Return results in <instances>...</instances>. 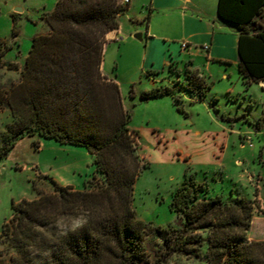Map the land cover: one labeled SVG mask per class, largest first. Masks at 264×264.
<instances>
[{
  "label": "trees",
  "instance_id": "trees-1",
  "mask_svg": "<svg viewBox=\"0 0 264 264\" xmlns=\"http://www.w3.org/2000/svg\"><path fill=\"white\" fill-rule=\"evenodd\" d=\"M126 9L119 0H57L43 15L48 32L32 38L19 81L6 94L11 124L0 158L20 138L53 139L93 155L94 173L83 191L50 180L52 193L13 204L0 230V243L12 255L0 254V264H264V242L247 240L255 202L238 190L213 196L208 182L188 170L169 203L180 228L137 219L133 187L146 164L136 152L138 133L128 127L119 86L101 73L105 36L118 28ZM263 9L264 0L217 2L219 19L238 33L245 87L264 82ZM17 33L13 20L12 35ZM6 66L17 70L13 63ZM184 71L183 91L203 101L209 86ZM169 95L170 90L151 89L139 98ZM77 212L84 217L79 226L42 241L40 229Z\"/></svg>",
  "mask_w": 264,
  "mask_h": 264
},
{
  "label": "rangeland",
  "instance_id": "rangeland-1",
  "mask_svg": "<svg viewBox=\"0 0 264 264\" xmlns=\"http://www.w3.org/2000/svg\"><path fill=\"white\" fill-rule=\"evenodd\" d=\"M56 1L0 0V145L9 134L7 128L11 124L6 94L19 81L32 38L48 32L43 15L54 9ZM152 1L130 0L119 23L124 27L122 42H129V45L118 52L116 43L108 44L102 57L104 74L119 85L123 109L129 112L128 127L138 133L136 152L141 164H146L133 187L132 206L137 219L152 227L180 228L181 221L170 211L169 203L171 193L181 184L186 170L198 181L205 180L206 175L213 196L224 198L230 190H238L247 200L253 197V217L264 215V127L260 130L261 135L245 136V139H251L252 146L246 142L241 149L238 139L235 145L231 140L226 152L227 172L222 179L212 168L210 171L213 172L204 174V167L195 162L187 164L191 156L212 151V133L218 126L240 130L253 129L258 123H264V87L255 84L245 87L237 75L240 95L227 96L222 82L212 84L208 81L207 96L199 102L182 89L185 71L178 78V71L165 67L154 77L158 87L152 88L150 78L142 69L144 39L138 40L134 35L145 32L147 17L154 29H159L157 26L163 20H168L169 27L177 28L174 13L167 11L168 19H161L163 12L151 9ZM13 20L18 31L15 37L12 35ZM172 44L179 47L177 42ZM6 63L15 64L17 70H9ZM151 89H167L171 95L141 101L140 94ZM67 148L53 139L23 137L0 158V230L11 217L13 204L31 200L37 194L52 193L50 180L59 187L84 190L86 181L94 173V158L82 148L83 155H72L65 151ZM260 150H263L262 157ZM234 158L243 163L242 168L238 165L235 168ZM240 172L246 175L249 185L243 183L242 187L237 185L233 189L232 180L227 177L237 176L238 181ZM252 172L259 173L261 180ZM83 220V215L78 212L59 216L40 229L41 239L43 242L54 240L55 236L79 226ZM149 244L147 239V247ZM0 254L6 259L12 255L1 243Z\"/></svg>",
  "mask_w": 264,
  "mask_h": 264
},
{
  "label": "crops",
  "instance_id": "crops-1",
  "mask_svg": "<svg viewBox=\"0 0 264 264\" xmlns=\"http://www.w3.org/2000/svg\"><path fill=\"white\" fill-rule=\"evenodd\" d=\"M217 2L218 0L152 1L151 9L153 8L158 12H163L161 15L164 18L161 19H168L169 14L167 11H170L174 13L177 21V28L175 29L169 27L168 20L161 21L157 26L159 29H154L147 20L145 32L141 33L139 31L135 33V35L139 34L141 39H144L145 57L142 62V69L145 71L146 77L150 78L152 88L158 87V80L154 77L160 74L166 67L168 69L170 68V70L175 69L178 71V78L181 77L180 74L184 70L190 71L206 85H208V81H211L212 84L214 82H222L227 96L234 94L240 95V88H237V75L242 85L244 83L238 70V33L233 25L219 19L217 16ZM260 20L264 24V9ZM123 31L124 27L119 24L116 30L109 32L105 36L106 43L103 52L108 47V44L111 43L117 44L118 52H121L124 47L129 45V42H122L121 35ZM176 42L179 44L180 51L178 46L172 44ZM182 43L187 44L185 49L181 48ZM204 46H207V50L203 49ZM101 73L105 78L118 85V83L109 79L104 74L102 63ZM160 81L162 82L163 79ZM253 84L264 87V82H251L249 85ZM263 127L264 123H258L253 129L247 128L240 130L234 129L233 127L218 126L217 131L212 133L214 136L212 138V144L214 145L211 149L212 151L210 153L207 151V154L198 153L193 158L191 156L190 159H187V164L192 165L195 162L204 167V174L213 172L210 171L212 168L215 170L213 173H219L220 179H222L224 178L225 172H227V166H225V161L227 160L226 152L229 150L231 140L235 145L238 139L239 146L243 149L246 142L245 136L248 134L261 135L260 130ZM68 147L65 150L68 153L72 155H83L81 148ZM252 149L254 150L255 147L253 146ZM262 154L263 150H260L259 155L261 157ZM91 156L93 157V155ZM254 160L255 157L253 155L252 161ZM229 164L232 163L229 162ZM237 165L238 167H243V163L234 158L235 168ZM251 174L259 175L256 172H252ZM236 178L237 176L227 177L228 180H232L233 189L237 185L241 186L243 183H245L244 185H249L246 175L243 172L239 173L238 181ZM206 179L207 177L205 175ZM68 188L71 187L68 186ZM259 198L262 200L260 194ZM250 200L252 201L253 197ZM247 240L249 242H264V215H255L252 218L251 226L247 232Z\"/></svg>",
  "mask_w": 264,
  "mask_h": 264
},
{
  "label": "built area",
  "instance_id": "built-area-1",
  "mask_svg": "<svg viewBox=\"0 0 264 264\" xmlns=\"http://www.w3.org/2000/svg\"><path fill=\"white\" fill-rule=\"evenodd\" d=\"M129 2H130V0H119V4L122 5V6H127V5L129 4ZM186 47H187V44H186V43H182V44H181V48H182V49H185ZM203 49H204V50H207V46H204ZM245 141L248 142L250 146H252V144H251V139H250L249 137L246 138ZM246 142H245V143H246ZM250 179H251V178H250Z\"/></svg>",
  "mask_w": 264,
  "mask_h": 264
},
{
  "label": "water",
  "instance_id": "water-1",
  "mask_svg": "<svg viewBox=\"0 0 264 264\" xmlns=\"http://www.w3.org/2000/svg\"><path fill=\"white\" fill-rule=\"evenodd\" d=\"M134 38L140 40L141 39V36L139 34H137V35H134Z\"/></svg>",
  "mask_w": 264,
  "mask_h": 264
}]
</instances>
